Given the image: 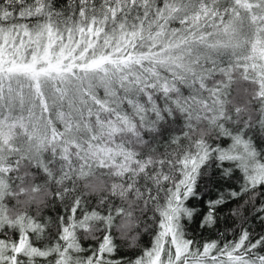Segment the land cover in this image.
I'll return each instance as SVG.
<instances>
[{
	"label": "snow or ice",
	"instance_id": "6c2138e0",
	"mask_svg": "<svg viewBox=\"0 0 264 264\" xmlns=\"http://www.w3.org/2000/svg\"><path fill=\"white\" fill-rule=\"evenodd\" d=\"M0 264H264V0H0Z\"/></svg>",
	"mask_w": 264,
	"mask_h": 264
}]
</instances>
